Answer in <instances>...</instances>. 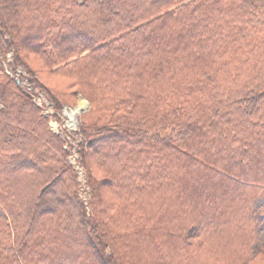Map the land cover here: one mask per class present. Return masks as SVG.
<instances>
[{
    "label": "trees",
    "instance_id": "16d2710c",
    "mask_svg": "<svg viewBox=\"0 0 264 264\" xmlns=\"http://www.w3.org/2000/svg\"><path fill=\"white\" fill-rule=\"evenodd\" d=\"M6 55L0 264H264V0H0ZM31 56L91 105L76 162Z\"/></svg>",
    "mask_w": 264,
    "mask_h": 264
},
{
    "label": "rangeland",
    "instance_id": "374dc122",
    "mask_svg": "<svg viewBox=\"0 0 264 264\" xmlns=\"http://www.w3.org/2000/svg\"><path fill=\"white\" fill-rule=\"evenodd\" d=\"M27 61L30 67L34 71H36L34 77L28 75L24 70L23 72L21 68L17 69L16 74H22L21 76L25 78V83L28 86V89L30 88L34 95V99L32 100V102L35 104V106L40 108L42 115L46 117L49 129L54 133L60 134L61 136H63V139L65 138L67 140L65 148H68L70 150L69 159L72 162H76L75 160H78L79 157L77 154L78 148L75 146V144L80 141V139H78V133L84 123V119H86V115L91 110V105L84 97L79 94H76L74 95V97H71L64 93L65 97L63 100L66 103L61 105L62 108L60 111H57L54 106H52L51 103L48 101L46 94L42 91L41 88H39V83L37 85L36 79L45 83V85H47L48 87L53 88L60 95L63 94L61 91L63 89L62 85H64L65 83L63 80L65 79L49 76L47 71L39 69L38 65L36 64V60H34L32 56L27 58ZM10 62L11 57H8V55H6L5 57L0 56V66L3 68L4 73H6L8 76H11L10 68L8 66ZM83 102H85L84 107L79 109V111H77L76 113H73L74 115L70 118L69 113H72V111L76 109L80 103ZM61 119H64V126L66 125V129H63L62 125L60 126L59 121ZM77 180L80 183L79 197L89 213L90 193L88 187L85 185L84 173H82V171L78 175Z\"/></svg>",
    "mask_w": 264,
    "mask_h": 264
},
{
    "label": "bare ground",
    "instance_id": "6f19581e",
    "mask_svg": "<svg viewBox=\"0 0 264 264\" xmlns=\"http://www.w3.org/2000/svg\"><path fill=\"white\" fill-rule=\"evenodd\" d=\"M84 105H85V102L80 103V104L78 105V107L72 111V113H69L70 118L74 115L73 113H76L77 111H79V109H81L82 107H84ZM72 125H73V124H72Z\"/></svg>",
    "mask_w": 264,
    "mask_h": 264
},
{
    "label": "built area",
    "instance_id": "2783aa9c",
    "mask_svg": "<svg viewBox=\"0 0 264 264\" xmlns=\"http://www.w3.org/2000/svg\"><path fill=\"white\" fill-rule=\"evenodd\" d=\"M67 124H68V123H67ZM61 125H62V128H63V129H66V128H65L66 125L64 126V119H63V124H61ZM67 128H68V127H67ZM79 174H80V173H79Z\"/></svg>",
    "mask_w": 264,
    "mask_h": 264
}]
</instances>
